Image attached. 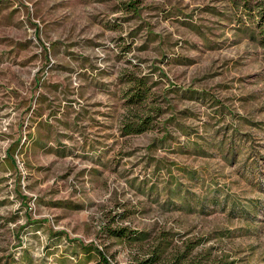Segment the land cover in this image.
<instances>
[{
  "label": "rangeland",
  "instance_id": "obj_1",
  "mask_svg": "<svg viewBox=\"0 0 264 264\" xmlns=\"http://www.w3.org/2000/svg\"><path fill=\"white\" fill-rule=\"evenodd\" d=\"M263 2L0 0V264H264Z\"/></svg>",
  "mask_w": 264,
  "mask_h": 264
},
{
  "label": "trees",
  "instance_id": "obj_2",
  "mask_svg": "<svg viewBox=\"0 0 264 264\" xmlns=\"http://www.w3.org/2000/svg\"><path fill=\"white\" fill-rule=\"evenodd\" d=\"M259 7H261V12H262L263 17H264V2L261 3V5ZM99 253H101V252H99ZM102 257H103V262L100 264H111V262H109V260L105 257V255L102 254Z\"/></svg>",
  "mask_w": 264,
  "mask_h": 264
}]
</instances>
